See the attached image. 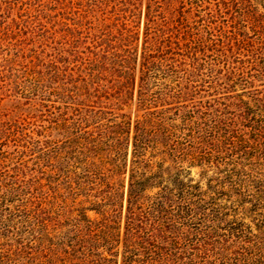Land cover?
Instances as JSON below:
<instances>
[{
    "label": "trees",
    "instance_id": "16d2710c",
    "mask_svg": "<svg viewBox=\"0 0 264 264\" xmlns=\"http://www.w3.org/2000/svg\"><path fill=\"white\" fill-rule=\"evenodd\" d=\"M163 1H149L140 54L124 11L127 0H89L79 13L81 23L68 25L75 35H67L66 44L79 46H73L75 60L68 63L69 73L62 74L72 86L66 95L99 119L95 128L99 131L89 134L85 148L93 144L90 152L100 167H86L81 182L71 189L72 194L85 198L91 209L75 199L78 209L63 208L61 202L42 217L27 209L7 208L0 200V264H18L25 258L33 264H182L179 250L188 243L190 229L212 235L222 231L217 222L225 220L227 213L216 196L227 194L190 192V174L180 167L188 156L190 139L176 134L190 131V125L188 129L178 126L177 118L186 124L204 120L202 125L194 122L205 133L198 137L205 145L201 159L214 169L231 165L230 176L237 180L232 186L239 188L240 197L234 208L251 199L259 210L255 213L261 217L260 233H239L232 228L223 233L224 239H243L251 246L240 253L236 263L264 264V92H257L252 100L257 108L263 107L258 108V115L247 113L250 107L243 103L227 119L221 111L218 115L171 103L180 100L185 95L183 89L190 87V42L184 53L183 36L175 33L176 27L162 11ZM242 81L245 85L250 82ZM136 91L144 114L134 123L115 111L130 103ZM195 111L201 117L197 118ZM245 133L252 137L245 139ZM126 136L129 143L132 138L133 152L122 233L118 215L120 204L124 206L120 201L125 184L120 176L124 174ZM169 159L173 165L166 166ZM207 198L213 202L208 203ZM88 210L98 217L92 219ZM23 211L32 215L23 219Z\"/></svg>",
    "mask_w": 264,
    "mask_h": 264
},
{
    "label": "rangeland",
    "instance_id": "374dc122",
    "mask_svg": "<svg viewBox=\"0 0 264 264\" xmlns=\"http://www.w3.org/2000/svg\"><path fill=\"white\" fill-rule=\"evenodd\" d=\"M88 1L0 0V200L7 208L27 209L43 217L61 202H64L63 208L78 209L73 203L76 199L91 209L86 199L72 194L71 189L81 182L86 167H100L90 152L93 144L85 148L89 134L99 131L95 129L99 119L92 118L86 106H78L77 101L67 97L72 86L62 76L69 73L68 63L75 60L73 46H79L66 44L67 35H75L68 25L81 23L79 13ZM149 1L127 0L124 6L126 19L134 28L139 54ZM162 6L176 27L175 33L183 36L184 40H180L184 53L190 42V87L183 89L185 95L180 100L171 103L189 105L193 111L208 109L213 114L223 113L225 119L232 117L244 103L243 106L250 107L245 110L247 113L258 115V108L263 107L257 108L252 100L257 92H264L261 76L264 72V0H164ZM252 76L257 80H252ZM244 79L250 81L248 85ZM130 97L132 101L115 113L124 114L128 121L135 123L144 111L138 107V92ZM195 112L197 116L199 113ZM175 122L186 129L190 125V131L176 133L178 137L190 139L188 156L180 163L190 174V192L205 196L212 191L227 194L214 198L227 213L225 220L217 222L222 231H213L212 235L206 230L190 229L188 243L179 250L185 256L182 255L181 262L238 264L236 259L240 253L251 246L243 239H224L223 233L231 232V228L239 233H260L261 217L259 212L255 213L258 209L251 199L234 208L240 197L239 188L232 186L237 180L230 176L231 165L214 169L201 159L205 145L200 144L202 140L198 137L205 133L194 122L202 125L204 120H190L186 124L177 118ZM245 134L247 140L252 137V133ZM126 140L124 174L120 176L122 185L125 184L121 189L124 199L120 201L124 206L120 204L118 215L122 233L133 152L132 138L130 143L128 136ZM170 164L173 165L171 159L166 166ZM206 201L213 202L210 198ZM87 213L92 219L98 217L94 211ZM28 214L23 211L21 216L26 219L32 215ZM10 238L16 239L12 234ZM19 262L33 264L28 258Z\"/></svg>",
    "mask_w": 264,
    "mask_h": 264
}]
</instances>
